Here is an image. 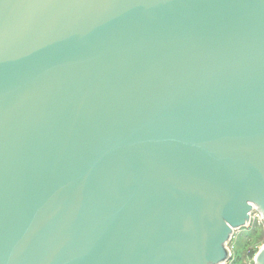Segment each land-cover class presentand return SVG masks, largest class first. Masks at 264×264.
<instances>
[{"label":"water","instance_id":"obj_1","mask_svg":"<svg viewBox=\"0 0 264 264\" xmlns=\"http://www.w3.org/2000/svg\"><path fill=\"white\" fill-rule=\"evenodd\" d=\"M254 210L264 0H0V264H226Z\"/></svg>","mask_w":264,"mask_h":264},{"label":"rangeland","instance_id":"obj_2","mask_svg":"<svg viewBox=\"0 0 264 264\" xmlns=\"http://www.w3.org/2000/svg\"><path fill=\"white\" fill-rule=\"evenodd\" d=\"M264 247V220L254 210L250 224L241 230L235 231L228 244L231 254L226 264H256L255 260Z\"/></svg>","mask_w":264,"mask_h":264}]
</instances>
